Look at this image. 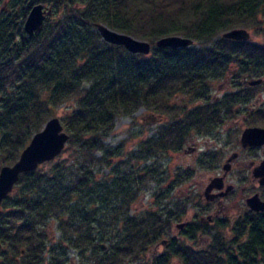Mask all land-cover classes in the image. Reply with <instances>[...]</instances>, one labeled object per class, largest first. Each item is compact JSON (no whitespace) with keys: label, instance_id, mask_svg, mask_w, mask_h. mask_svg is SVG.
Segmentation results:
<instances>
[{"label":"trees","instance_id":"16d2710c","mask_svg":"<svg viewBox=\"0 0 264 264\" xmlns=\"http://www.w3.org/2000/svg\"><path fill=\"white\" fill-rule=\"evenodd\" d=\"M54 7L61 13L56 22L32 38L23 34L12 53L6 41L0 54V171L20 158L57 108L71 102L73 111L61 120L70 153L23 173L0 204V264H61L68 248L80 255L74 264L136 261L170 234L172 217L131 213L142 177L132 159L103 140L117 117L142 108L167 120L139 145L133 156L141 158L180 151L193 132L239 115L247 126L264 127V102L238 107L261 92L262 84L248 87L239 79L264 76V0H54ZM97 23L149 41L151 54L103 41ZM235 28L252 30L260 40L222 36ZM175 35L194 44L155 47ZM222 77L240 89L212 99L210 85ZM104 167L110 172L100 178ZM52 229L59 238L50 237ZM209 229L203 224L186 234ZM234 230L235 240L217 231L198 251L172 237L164 253L144 264H170L173 257L182 264H264V212L248 210Z\"/></svg>","mask_w":264,"mask_h":264},{"label":"rangeland","instance_id":"374dc122","mask_svg":"<svg viewBox=\"0 0 264 264\" xmlns=\"http://www.w3.org/2000/svg\"><path fill=\"white\" fill-rule=\"evenodd\" d=\"M248 31L251 36L249 41L260 40V38L256 40L252 30ZM246 79L248 80L243 77L239 79V82L248 87H250L249 81L262 79V87L259 88L261 92H258L249 102L242 103L238 107L241 109L258 108L254 106V102L255 99L259 98L264 100V76ZM239 89L234 79L222 77L212 82L208 96L212 99H220L227 93ZM183 98L186 97H179L180 100ZM204 102L201 100L196 103L203 104ZM74 107L75 105L71 102L60 106L56 109L55 117L63 120L73 111ZM166 120V115L163 114L162 116V114L149 112L142 108L132 116L117 117L113 130L103 140L108 147H119L123 154L122 157L132 159L135 164L136 177H142V190L133 203L131 213L138 215L150 210L160 211L164 215L171 216L170 234L163 239L177 237L181 240L186 239L183 234H185L184 229L187 227L180 229L178 227L180 223L199 225L203 223L202 218L211 214L213 222H208L206 219L207 227L214 228L219 221L225 220L226 226L219 227L222 236L228 242L235 240L236 232L233 226L240 217L247 213L246 197L256 191H260L262 195V191L258 188V180L253 178L252 171L264 160V146L244 149L241 144V136L246 128L259 126H247L243 117L239 115L235 119L225 121L213 130L203 133L193 132L180 151H161L158 155L145 158H141L139 154L133 156L134 153H137L139 145L155 135ZM68 148L67 144L62 154L52 162H56L58 158L65 159L69 156ZM233 154H237V157L232 160L230 170L225 172L224 166ZM209 155H212L210 157L212 163H208L210 161ZM48 166L50 164L46 162L40 168L46 169ZM146 168L148 170H145ZM109 172V167L102 168L99 174L100 178H105ZM225 173H227L226 177ZM187 176L188 178H186ZM219 176L226 178V185H236L237 190L230 195V199L225 201L229 205L228 210L225 212L222 210L220 214L215 216L217 205L215 202L206 199L205 190L211 180ZM262 198L264 199L263 195ZM50 237L59 238L60 234L57 231L53 232L52 229ZM206 237L209 235L198 232L197 237L190 243L197 246L196 248L204 249L209 241ZM243 240L241 239L240 242ZM160 242L159 240L158 243L152 245L136 261L125 264H144L152 261L155 256L166 251V245H161ZM185 242L189 243L187 239ZM64 252L68 262H65L63 258L61 264L78 263L80 255L77 250L68 248ZM48 258L49 256H47ZM170 264L182 263L179 258L173 257Z\"/></svg>","mask_w":264,"mask_h":264},{"label":"water","instance_id":"95a60500","mask_svg":"<svg viewBox=\"0 0 264 264\" xmlns=\"http://www.w3.org/2000/svg\"><path fill=\"white\" fill-rule=\"evenodd\" d=\"M44 14L42 6H36L32 9L26 24V31L32 36L34 32H40L43 28ZM96 29L101 35L103 41L123 46L132 54L149 55L153 49L152 44L147 40H142L133 37L132 35L115 31L105 24L97 23ZM226 39L235 41L251 40L250 32L246 28H235L226 31L222 35ZM194 44V40L183 36H166L156 41L157 48H181L189 47ZM262 83V79L252 80L248 82L250 86H256ZM70 139L69 133L65 130L60 118H50L42 130L37 132L31 139L29 145L23 150L20 158L12 165L4 166L0 171V204L13 192L15 185L19 181L21 175L26 172L35 171L39 166L46 162L53 161L65 150ZM241 144L244 148L262 147L264 146V128L263 127H248L242 133ZM237 154L228 159V163L224 166L225 171L230 170L231 162ZM253 177L259 180L261 185H264V160L261 164L254 168ZM223 178L216 177L208 185L205 195L208 200H213L215 197H209V194L214 189H222ZM248 207L256 212H264V200L258 193L247 199ZM183 227V224L179 225ZM166 241H163L165 243ZM106 249V245L102 244Z\"/></svg>","mask_w":264,"mask_h":264},{"label":"flooded vegetation","instance_id":"af4514ba","mask_svg":"<svg viewBox=\"0 0 264 264\" xmlns=\"http://www.w3.org/2000/svg\"><path fill=\"white\" fill-rule=\"evenodd\" d=\"M39 5L42 6V11L44 14L43 27L45 26V24H47L49 22H52V23L56 22L58 16L61 15V13L57 14V12H56V8L54 7V0H0V54H4V52H5V49H6L5 48V42L6 41H7L6 44L9 45L8 46L9 53H12L15 50V48L17 47V45L19 44L23 34H25L29 38H32L34 35H36L38 33V32H34L31 36L26 31L25 24H26V21L30 15L32 9L36 6H39ZM263 101L264 100L261 98L255 99L254 106H260L263 103ZM252 148H254V147H248V148H244V149H252ZM224 171H225V169H224ZM228 171H225V172H228ZM226 175H227V173H225V177H226ZM252 176H253V171H252ZM225 177H222L223 178L222 189H214L209 194V197H215V198H213V200H211V202H213V203L215 202L217 205V209L214 213L215 216H216V214L217 215L220 214L222 212V210H223V212L228 210L229 205L225 201L230 199V195L235 190H237V186L234 184L233 185H230V184L226 185V181H225L226 178ZM254 179H256V178H254ZM256 180H258V179H256ZM258 188L262 191V195L264 197V192H263L264 191V185H261L259 183V180H258ZM256 193H258L260 198L262 200H264L262 198L260 191H256L254 194H256ZM254 194L250 195L249 197L253 196ZM205 197H206V195H205ZM249 197H246V205H247V199ZM206 199L208 200L207 197H206ZM247 207H248V205H247ZM248 210L253 211L249 207H248ZM253 212H256V211H253ZM240 218H242V217H240ZM206 219L208 220V222H213L212 216L210 214L206 218H202V221H203L202 224L196 225V224H192V223H189V224L180 223V224H183L184 226L180 227L179 226L180 224H179L178 227L180 229L187 227L184 229V233L186 234L187 233L186 231H190L193 234V227L195 226L198 228V226H202L203 224L205 225ZM224 224H226L225 220H224ZM220 226H221V222L219 221V223L216 225V227L210 228L209 231H205V230L194 231L195 233H194V236L192 238L188 237L187 234L186 235L183 234V235H184V238H186L189 241V243L186 242L187 245L191 246L194 251H198L201 248H196L197 246H194L193 243H190V241H192L193 239H195L197 237V233L199 232V234H200V232H201L202 234L209 235V237H206L207 239H209L208 243L206 244V246L208 247L213 242V235L217 231H220V229H219ZM233 229H234V226H233ZM220 233H221V231H220ZM173 238H177V237H173ZM186 239H183V241L184 240L186 241ZM178 240L180 241L181 239H178ZM163 241H166V242L163 243ZM168 241H169L168 239H164L160 243H161V245H167ZM148 262H151V261H148Z\"/></svg>","mask_w":264,"mask_h":264}]
</instances>
